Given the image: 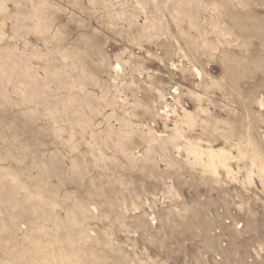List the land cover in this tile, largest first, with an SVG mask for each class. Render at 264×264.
I'll return each mask as SVG.
<instances>
[{
    "label": "rangeland",
    "instance_id": "1",
    "mask_svg": "<svg viewBox=\"0 0 264 264\" xmlns=\"http://www.w3.org/2000/svg\"><path fill=\"white\" fill-rule=\"evenodd\" d=\"M0 264H264V0H0Z\"/></svg>",
    "mask_w": 264,
    "mask_h": 264
}]
</instances>
